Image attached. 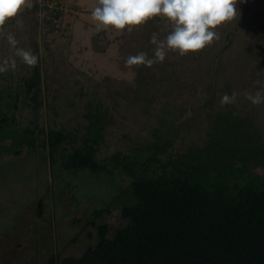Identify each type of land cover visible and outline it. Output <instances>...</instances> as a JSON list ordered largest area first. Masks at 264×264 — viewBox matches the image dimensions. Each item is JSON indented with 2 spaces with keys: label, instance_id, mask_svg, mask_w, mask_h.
Masks as SVG:
<instances>
[{
  "label": "trees",
  "instance_id": "16d2710c",
  "mask_svg": "<svg viewBox=\"0 0 264 264\" xmlns=\"http://www.w3.org/2000/svg\"><path fill=\"white\" fill-rule=\"evenodd\" d=\"M44 6L50 18L61 16ZM38 7L25 12L32 15ZM134 29L132 44L127 40L121 50L123 69L131 68L134 80L115 82L122 88L118 97L129 96L131 111L149 133L129 138L128 151L106 162L97 155L115 124L111 103L89 99L75 132H45L38 125L45 108L38 50V63L20 78L10 70L0 73V157L41 145L52 166L60 161L69 175L115 172L123 184L119 195L86 218L93 243L78 257L52 254L47 264H264V104L253 105L244 96L258 81L253 91L264 89V0H237L236 16L217 28L219 39L211 47L185 56L170 51L151 67L124 62L141 51L152 56L153 34L163 40L170 25L154 17ZM229 64L242 68L241 78H229ZM196 67L198 83L192 79ZM234 92V104L220 103ZM23 109L32 117L30 125L14 114ZM114 209L126 224L111 228L99 220ZM38 213L41 217L42 200Z\"/></svg>",
  "mask_w": 264,
  "mask_h": 264
},
{
  "label": "rangeland",
  "instance_id": "374dc122",
  "mask_svg": "<svg viewBox=\"0 0 264 264\" xmlns=\"http://www.w3.org/2000/svg\"><path fill=\"white\" fill-rule=\"evenodd\" d=\"M43 1L52 4V9L61 12V16L50 18ZM96 3L97 0H27L18 18L9 21L0 33V58H15L16 67L9 70L17 79L31 67L15 56L7 33L15 34L17 47L34 54L38 50L45 97V108L38 120L40 130L65 128L75 132L82 122L84 102L99 97L111 103L115 124L107 130L105 143L97 155L99 162H106L112 154L128 151L129 138L137 141L147 137L149 129L142 117L134 116L129 96L126 98L124 93V99L118 97L122 88L117 82H132L135 77L131 68L123 69L121 50L127 40L132 44L137 31H97L90 15ZM35 4H39L37 13L25 12ZM161 19L169 24L166 18ZM36 20L38 28L34 27ZM227 69L229 78H241L242 68L238 65L229 64ZM194 72L192 79L198 83V67ZM256 85L260 82L248 91L254 93ZM181 93L176 97L183 101ZM14 114L22 125H30L32 117L28 109ZM65 145L69 150L70 146ZM177 148L181 151L183 145L178 144ZM55 165L52 166L48 151L41 145L31 153L23 151L18 156L0 157V264H47L52 254L61 258L80 256L93 243L86 218L94 208H101L109 198L122 192L123 184L115 172L96 175L82 172L72 176L60 161ZM99 221L111 228L126 224L120 209H114Z\"/></svg>",
  "mask_w": 264,
  "mask_h": 264
},
{
  "label": "clouds",
  "instance_id": "9594fccd",
  "mask_svg": "<svg viewBox=\"0 0 264 264\" xmlns=\"http://www.w3.org/2000/svg\"><path fill=\"white\" fill-rule=\"evenodd\" d=\"M245 0H239L243 3ZM27 5V0H0V33L4 26L17 17ZM237 14V0H97L90 15L97 31H132L154 17L166 18L170 30L163 40L153 34L155 45L153 55L141 51L125 60V66L151 67L163 62L168 52L180 56L197 54L215 39H219L217 28L231 21ZM6 39L15 49V56L27 66H35L38 56L30 50L17 47L18 40L12 32ZM15 58H0V73L15 69ZM237 94L225 93L220 100L222 105H231ZM245 98L253 105L264 104V89L244 92Z\"/></svg>",
  "mask_w": 264,
  "mask_h": 264
},
{
  "label": "built area",
  "instance_id": "2783aa9c",
  "mask_svg": "<svg viewBox=\"0 0 264 264\" xmlns=\"http://www.w3.org/2000/svg\"><path fill=\"white\" fill-rule=\"evenodd\" d=\"M48 6L52 9L53 7H52V4H50L49 2H48Z\"/></svg>",
  "mask_w": 264,
  "mask_h": 264
}]
</instances>
